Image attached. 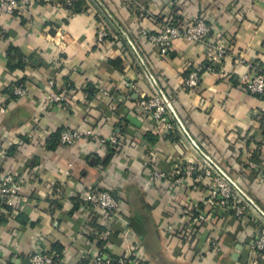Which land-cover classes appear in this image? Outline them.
Wrapping results in <instances>:
<instances>
[{
	"label": "crops",
	"instance_id": "1",
	"mask_svg": "<svg viewBox=\"0 0 264 264\" xmlns=\"http://www.w3.org/2000/svg\"><path fill=\"white\" fill-rule=\"evenodd\" d=\"M84 1L86 8L74 13L62 0H29L25 10L0 15V167L20 187L17 201L0 200L1 264H21L35 248L60 250V264H83L103 242L114 256H135L136 264H264V251L252 247L264 223L251 209L240 218L223 210L211 223L189 228L191 209L203 208L210 187L188 179L173 197L168 180L147 183L154 144L152 160L168 175L186 161L205 162L169 112L170 135L138 111L126 83L155 92L121 34ZM98 1L129 37L189 137L264 212V95L248 93L241 83L249 65L264 68V0H180L173 8V0ZM170 16H208L227 43L225 56L210 60L204 45L182 41L160 55L138 30L157 31ZM104 24L111 32L98 45L95 34ZM195 67L201 68L199 85L184 89ZM50 79L66 91L61 104L47 99ZM23 82L27 95L16 99L10 89ZM93 127L120 136L121 149L107 164L108 145L84 150L57 140L64 128ZM87 185L113 192L121 204L117 217L81 209L74 194ZM214 237L219 253L210 245Z\"/></svg>",
	"mask_w": 264,
	"mask_h": 264
},
{
	"label": "built area",
	"instance_id": "2",
	"mask_svg": "<svg viewBox=\"0 0 264 264\" xmlns=\"http://www.w3.org/2000/svg\"><path fill=\"white\" fill-rule=\"evenodd\" d=\"M57 2L58 0H53ZM73 0H62L61 3L70 5ZM29 0H0V15L13 16L19 10H25ZM180 0H173L171 7H179ZM60 3H58V6ZM146 15H150L147 9H144ZM152 19V18H150ZM218 30V29H217ZM216 28L208 16H196L191 20H177L171 16L164 21L159 30H152L149 27L142 26L138 33L142 39L150 46L154 47L160 55H166L171 52L173 44L176 41H182L186 44H202L206 49V56L213 61L222 59L228 51L227 43L222 35H215ZM110 31L105 27H100L96 31L94 41L100 45L109 37ZM248 66V64H247ZM250 72L242 75L241 83L246 91L252 95H264V68L249 65ZM201 79V68L195 67L188 72L183 80V88L193 90L198 87ZM47 99L52 104H61L66 100L67 94L64 90H58L53 80H48ZM126 87L137 95V108L142 114H146L152 119L159 131L164 130L170 135L175 127L171 121L166 119L168 111L164 100L157 95L148 94L140 83H126ZM27 86L23 83H17L10 89V93L16 99L25 98L27 95ZM1 112L5 107L0 108ZM58 142L62 145L71 146L80 143L84 150L92 146L108 145L115 152L121 149V139L119 134L111 130L108 134L102 133L97 128H64L59 131ZM158 145L154 144L148 148L149 163L151 168L146 174V181L151 186L158 185L168 180V194L176 197L180 195L186 186L188 179L198 183H203L210 187L208 197L203 203V208H193L189 213V228H195L206 223H211L217 213L226 210L232 213L236 218L243 217L250 213L248 205L240 198L220 175L216 174L206 163L202 165L186 161L182 166H178L175 171L168 173L159 170L155 165V159ZM20 187L15 181L13 173L2 170L0 167V200L9 199L13 202L19 199ZM79 199L82 210L96 212L108 218L117 217L121 204L117 197L108 188H99L93 185L83 187L81 192L75 193ZM127 228L124 226V230ZM167 229L173 232V226L168 225ZM182 234H186L184 229ZM213 251L219 253L221 245L219 239L214 237L210 242ZM253 249L259 252L264 251V225L258 235L253 239ZM86 262L83 264H136V257L131 255L114 256L110 252L108 242H103L101 246L95 249L93 254H85ZM61 253L57 250L43 251L42 249H33L27 254L26 259L21 264H60ZM1 264V258H0Z\"/></svg>",
	"mask_w": 264,
	"mask_h": 264
},
{
	"label": "water",
	"instance_id": "3",
	"mask_svg": "<svg viewBox=\"0 0 264 264\" xmlns=\"http://www.w3.org/2000/svg\"><path fill=\"white\" fill-rule=\"evenodd\" d=\"M100 10V12L103 14L109 25L113 28L114 31L121 34V37L127 42V44L130 47V50L140 67L141 71L143 72L144 76L148 80L149 84L153 88L154 92L159 95L164 102L167 105L168 111L170 115L172 116L174 122L177 125V128L179 131L183 134V136H186V138L189 141V144L191 147L201 156L203 161L214 170V172L221 177H223L226 182L232 187L234 192L242 198V200L248 205V207L263 221L264 223V212L259 209L254 202L227 176L223 173V171L218 168L200 149L197 147V145L194 143V141L189 137L188 133L185 131L183 124L177 117L172 105L169 103L168 99L164 95L163 91L159 88L155 78L153 77L152 73L148 70L146 64L144 63L143 59L140 57L138 52L135 50L133 44L131 43L129 37L124 33V31L121 29V27L118 25V23L115 21V19L109 14V12L103 7V5L98 0H91ZM236 254L233 255V259L235 258Z\"/></svg>",
	"mask_w": 264,
	"mask_h": 264
},
{
	"label": "trees",
	"instance_id": "4",
	"mask_svg": "<svg viewBox=\"0 0 264 264\" xmlns=\"http://www.w3.org/2000/svg\"><path fill=\"white\" fill-rule=\"evenodd\" d=\"M85 1L84 0H73L72 1V3H71V5L68 7V10H69V12L70 13H74V12H78V11H80L81 9H85L86 8V6H84L85 5ZM104 27L106 28V29H108L110 32H111V29H110V27L107 25V24H104ZM111 62V64L112 65H114V66H118V64H119V59H115V60H112V61H110ZM252 66H258V67H260V68H262L263 69V67L261 66V65H257V64H254V65H252ZM120 67V66H119ZM57 140H59V132H58V135H57ZM110 148V154L108 155V157L103 161V164H107L108 163V160L110 159V157H111V155L112 154H114L115 153V151L111 148V147H109ZM113 193V192H112ZM79 204V203H78ZM75 206H77V205H75ZM264 225V224H263ZM262 225V226H263ZM173 232H176L175 230L173 231ZM52 250H54V249H52ZM57 251H59L60 252V250H58V249H56Z\"/></svg>",
	"mask_w": 264,
	"mask_h": 264
}]
</instances>
